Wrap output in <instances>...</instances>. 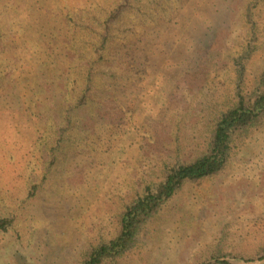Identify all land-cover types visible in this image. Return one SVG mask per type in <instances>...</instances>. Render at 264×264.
Segmentation results:
<instances>
[{
    "label": "rangeland",
    "instance_id": "rangeland-1",
    "mask_svg": "<svg viewBox=\"0 0 264 264\" xmlns=\"http://www.w3.org/2000/svg\"><path fill=\"white\" fill-rule=\"evenodd\" d=\"M129 3L110 20L122 0H0V218H14L0 264H81L165 164L199 155L234 104V58L250 44L247 87L259 80L264 0ZM93 60L94 90L79 106ZM263 250L264 123L116 264H264L250 263Z\"/></svg>",
    "mask_w": 264,
    "mask_h": 264
},
{
    "label": "trees",
    "instance_id": "trees-1",
    "mask_svg": "<svg viewBox=\"0 0 264 264\" xmlns=\"http://www.w3.org/2000/svg\"><path fill=\"white\" fill-rule=\"evenodd\" d=\"M130 0H122L124 5L114 9L110 20L119 17L128 7ZM252 17L251 14L248 16ZM107 19L103 26L110 27ZM107 32V33H108ZM109 34V33H108ZM111 35V34H109ZM108 45L107 35L101 34L100 44L95 52L102 58V52ZM254 52L251 44L236 58L234 104L228 110L220 112L202 143L199 155L192 160L177 159L165 164L161 177L135 196L124 208L120 217L119 233L110 241L86 250L81 256V264H116L137 242L143 227L156 218L164 206L173 200L187 185L198 184L223 173L233 154L235 139L248 134L264 123V68L259 80L252 88L246 83V62ZM87 69L86 88L80 95L78 105H85L94 90V67ZM201 69V68H200ZM69 119V115H68ZM14 224L13 217L0 218V232L6 233ZM264 261V250L259 259L250 263ZM210 264H231L225 259H214Z\"/></svg>",
    "mask_w": 264,
    "mask_h": 264
}]
</instances>
